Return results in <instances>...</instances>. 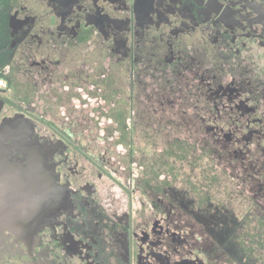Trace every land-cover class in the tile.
<instances>
[{"label": "flooded vegetation", "instance_id": "obj_1", "mask_svg": "<svg viewBox=\"0 0 264 264\" xmlns=\"http://www.w3.org/2000/svg\"><path fill=\"white\" fill-rule=\"evenodd\" d=\"M0 79V264H264V0H0ZM100 125L233 181L121 180Z\"/></svg>", "mask_w": 264, "mask_h": 264}, {"label": "rangeland", "instance_id": "obj_2", "mask_svg": "<svg viewBox=\"0 0 264 264\" xmlns=\"http://www.w3.org/2000/svg\"><path fill=\"white\" fill-rule=\"evenodd\" d=\"M154 128L159 129L158 134H160V136H156V138H153L150 142L142 139L138 135L136 141H126V143H124L119 139L113 140L107 138L109 134L118 133L119 129L115 126L100 125L96 127L93 133L101 137L105 136L106 138V142L103 139H98V143L100 145L105 143L106 151L112 152L109 157H111L113 161H121V163L117 165V171L112 168V174L115 177L121 179L124 174L127 177L131 176V178L137 177V175L139 176L140 170L143 168L140 165H144L145 167L147 166L148 171L155 176L159 172L160 174L164 172V175L159 174V179H164L165 175H168L172 185H227L233 181L229 173L223 172L221 168L217 166L218 159H214L212 162L210 161L211 158L200 156L201 152L199 150L197 151V149L195 152L193 151L190 153L193 142L176 141V139H188L187 133L184 132L181 127H169V130H167V127H164L165 131L161 126ZM166 139H168L167 142ZM169 143H172L173 147L168 149V151L170 150V154L167 158L163 150L169 146ZM182 152L185 153V158H181ZM196 153H198V155H194V157L191 156ZM170 157H175V159ZM196 162L197 164H195ZM207 167H214V169L212 168L213 170L211 172ZM140 175L142 174L140 173ZM104 181V185H111L113 182V180L106 178ZM127 181H129V178H127Z\"/></svg>", "mask_w": 264, "mask_h": 264}, {"label": "water", "instance_id": "obj_3", "mask_svg": "<svg viewBox=\"0 0 264 264\" xmlns=\"http://www.w3.org/2000/svg\"><path fill=\"white\" fill-rule=\"evenodd\" d=\"M33 166H34V162H33ZM2 169H3V167H1V170H0V181H2V175H3ZM3 170L5 172L4 181H7V180H9L10 182H12V181H17V182L23 181L22 177L24 174H20V173H24V168L20 169V170H16L12 166L5 165ZM33 170H34V167H33ZM6 175L8 177H6ZM14 175H16V176H14ZM23 186L24 185H0V218H1L2 214H4V212H5V196L3 195V190L19 192Z\"/></svg>", "mask_w": 264, "mask_h": 264}, {"label": "built area", "instance_id": "obj_4", "mask_svg": "<svg viewBox=\"0 0 264 264\" xmlns=\"http://www.w3.org/2000/svg\"><path fill=\"white\" fill-rule=\"evenodd\" d=\"M0 86L3 87L5 86L4 82L2 81V79H0Z\"/></svg>", "mask_w": 264, "mask_h": 264}]
</instances>
